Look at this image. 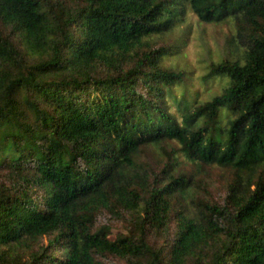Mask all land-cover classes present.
I'll return each mask as SVG.
<instances>
[{
  "label": "trees",
  "instance_id": "trees-1",
  "mask_svg": "<svg viewBox=\"0 0 264 264\" xmlns=\"http://www.w3.org/2000/svg\"><path fill=\"white\" fill-rule=\"evenodd\" d=\"M0 264H264V0H0Z\"/></svg>",
  "mask_w": 264,
  "mask_h": 264
},
{
  "label": "rangeland",
  "instance_id": "rangeland-1",
  "mask_svg": "<svg viewBox=\"0 0 264 264\" xmlns=\"http://www.w3.org/2000/svg\"><path fill=\"white\" fill-rule=\"evenodd\" d=\"M180 29H182V40L176 49L181 54L175 58V64L185 66L192 77L197 79L205 73L209 57L215 60L220 55V48L225 43L224 40L229 34L230 27L226 23H199L196 16L188 12L185 14L182 26L177 31L178 34H180ZM170 60L168 59L165 64L173 63L169 62ZM193 83L197 85V81L194 80Z\"/></svg>",
  "mask_w": 264,
  "mask_h": 264
}]
</instances>
